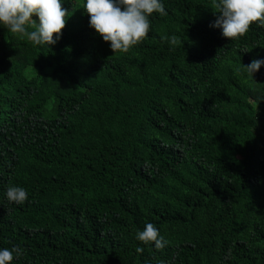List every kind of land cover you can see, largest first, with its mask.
I'll use <instances>...</instances> for the list:
<instances>
[{"label":"trees","instance_id":"trees-1","mask_svg":"<svg viewBox=\"0 0 264 264\" xmlns=\"http://www.w3.org/2000/svg\"><path fill=\"white\" fill-rule=\"evenodd\" d=\"M163 3L127 51L81 0H63L49 47L0 26V248L22 249L10 264H264V65L243 68L264 57V24L231 39L210 27L213 0ZM147 222L164 247L135 238Z\"/></svg>","mask_w":264,"mask_h":264},{"label":"clouds","instance_id":"clouds-1","mask_svg":"<svg viewBox=\"0 0 264 264\" xmlns=\"http://www.w3.org/2000/svg\"><path fill=\"white\" fill-rule=\"evenodd\" d=\"M62 3L63 0H0V26L13 34L26 35L34 45H55L68 16ZM213 3L219 15L210 22V27L219 28L224 37L234 39L243 35L252 22L264 24V0H213ZM80 7L88 15L89 26L109 42L113 51H127L140 42L150 30L153 12L167 15L163 0H81ZM262 65L264 57L252 59L243 68L253 78ZM5 197L20 205L27 200L28 193L23 186L13 184L6 188ZM135 238L146 244L153 242L156 248L167 244L151 222L145 223ZM136 251L143 249L137 247ZM20 255L22 249L18 245L0 248V264H10Z\"/></svg>","mask_w":264,"mask_h":264},{"label":"rangeland","instance_id":"rangeland-1","mask_svg":"<svg viewBox=\"0 0 264 264\" xmlns=\"http://www.w3.org/2000/svg\"><path fill=\"white\" fill-rule=\"evenodd\" d=\"M35 68H33V67H28L26 70H25V73L27 74V75H31L32 73H34L35 72Z\"/></svg>","mask_w":264,"mask_h":264}]
</instances>
